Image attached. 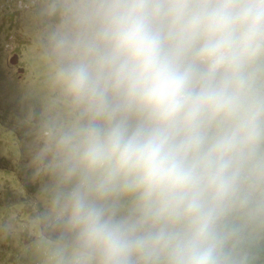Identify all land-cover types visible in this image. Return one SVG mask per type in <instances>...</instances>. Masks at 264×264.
<instances>
[{"label": "clouds", "instance_id": "1", "mask_svg": "<svg viewBox=\"0 0 264 264\" xmlns=\"http://www.w3.org/2000/svg\"><path fill=\"white\" fill-rule=\"evenodd\" d=\"M19 9L40 264H264V0Z\"/></svg>", "mask_w": 264, "mask_h": 264}, {"label": "rangeland", "instance_id": "2", "mask_svg": "<svg viewBox=\"0 0 264 264\" xmlns=\"http://www.w3.org/2000/svg\"><path fill=\"white\" fill-rule=\"evenodd\" d=\"M19 3L0 0V264H40L28 229L38 185L25 167L27 128L19 122L40 79Z\"/></svg>", "mask_w": 264, "mask_h": 264}, {"label": "water", "instance_id": "3", "mask_svg": "<svg viewBox=\"0 0 264 264\" xmlns=\"http://www.w3.org/2000/svg\"><path fill=\"white\" fill-rule=\"evenodd\" d=\"M21 72V71H20Z\"/></svg>", "mask_w": 264, "mask_h": 264}]
</instances>
